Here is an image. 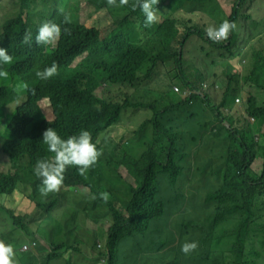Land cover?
Wrapping results in <instances>:
<instances>
[{"label": "trees", "instance_id": "16d2710c", "mask_svg": "<svg viewBox=\"0 0 264 264\" xmlns=\"http://www.w3.org/2000/svg\"><path fill=\"white\" fill-rule=\"evenodd\" d=\"M189 1L216 7V13L220 11L224 16L213 19L216 13H209L211 18L205 17L203 11L189 13L184 9ZM257 2L160 0L156 5L157 15H183L208 27L224 20L238 25L225 41L216 43L208 39L203 47L206 67L198 74L181 69L178 54L157 39L139 35L146 19L139 9L121 12L125 7H109L107 0H81L80 12L69 14L58 10L51 0H0V48L7 49L12 56L23 52L26 45L21 40L25 31L38 32L45 21L55 22L62 29L70 27L69 37L77 46L87 49L103 36L111 35L104 51L91 61L90 71L66 78L57 89L36 88L34 71L14 59L11 64L0 65L9 73L8 78L0 77V240L13 245L18 264H33L32 247L48 237L54 211L62 226L75 227L65 193L74 194L75 189L84 188H94L98 202L111 206L103 214L106 222L124 227L136 244L148 249L150 264H264V143L257 139L264 137V23L257 14ZM106 7L112 17L100 26L90 24V17ZM65 16L70 18V25L63 23ZM250 19L256 25L249 26ZM238 62L240 69L236 70ZM168 66L175 67L185 87L191 90H200L203 82L208 83L210 91L203 92L204 97L193 93L211 107L220 121L217 136L225 135L226 152L222 156L224 166L206 169L209 175L219 172L222 178L219 185L204 195L205 203L209 208L214 204V208L201 217L193 216L198 217L195 219L183 218L180 226L189 227L188 236L178 239L170 256L158 262L152 253L165 247L168 239L150 238L144 243L141 238H147L145 228L154 230L160 226L159 221L166 214V199L174 194L175 185L184 173L181 162L184 164L188 155L187 144L176 139L174 126L185 119L200 120L196 113L185 115L183 105L194 100L190 96H178L165 107L148 102L153 91L162 96L171 95L174 83L167 72ZM229 71L227 84L219 93L215 83ZM103 84L108 97L129 117L143 112L146 113L143 116L161 126L159 137L148 143L156 154L154 162L110 167L101 178H85L72 166L65 173V191L42 196L41 183L31 178L26 157L34 142L46 145L42 134L52 125L45 119L32 120L41 115L56 116L55 93L72 87L85 97L83 113L86 114L95 85ZM243 92L255 98L257 113L253 123L242 116L243 106L235 100ZM202 109L208 112L206 105ZM81 129L90 131L93 143L98 141V149L104 150L105 143L97 126L81 121L74 135ZM258 161L263 162L262 170L252 172V165ZM102 162L103 155L97 163ZM229 162L235 169L231 167L229 173L222 175L221 169ZM160 173L165 178L161 179ZM115 183L125 185L127 192L109 187ZM102 193L108 194L106 202L101 198ZM20 194L26 199L22 206L17 204ZM124 198H128L125 204ZM186 241H198V249L183 254L181 246Z\"/></svg>", "mask_w": 264, "mask_h": 264}, {"label": "clouds", "instance_id": "9594fccd", "mask_svg": "<svg viewBox=\"0 0 264 264\" xmlns=\"http://www.w3.org/2000/svg\"><path fill=\"white\" fill-rule=\"evenodd\" d=\"M159 3L160 0H107L109 7L130 5L133 11L139 9L146 18L144 29L139 35L157 39L176 52L181 69L188 72H204L206 62L203 47L208 39L220 43L238 29L236 22L229 20H224L218 27H208L192 22L183 15H157L159 11L156 5ZM257 14L264 23V0H258ZM63 23L70 25V18L65 16ZM71 34L70 27L62 29L55 22L45 21L38 32L25 31L21 43L26 46L21 54L12 56L7 49L0 48V65L11 64L14 59L34 71L36 88L57 89L66 78L89 72L91 61L104 51L111 36H103L96 45L87 49L77 46L69 37ZM237 66L240 68L239 62ZM229 74L230 71L224 76ZM8 76L9 73L0 68V77ZM224 76L218 81L222 80L223 83ZM171 80L174 83L172 88L178 95L190 96L202 102L208 107L209 113L208 121L200 118L198 121L185 119L177 122L174 126L176 139L188 144L204 130H216L218 120L211 107L194 95L195 90L185 87L183 77L177 71L171 74ZM200 90L210 91L209 85L207 89H203L202 85ZM239 96L242 101L236 103L243 104L242 94ZM85 101L80 90L74 87L60 89L55 93L57 115H41L32 120L45 119L52 125L42 134V141L46 145L39 146L34 142L26 157L31 178L41 183L39 191L42 196L59 193L60 190L64 192L67 185L65 173L72 166L85 178H101L110 167L144 166L155 160L156 154L148 143L159 137L161 126L154 123L152 118L143 116L136 121L129 117L118 103L112 102L108 97L104 84L95 85V94L89 101L86 114L83 113ZM81 121L98 127L105 143L103 151L98 149V141L93 143L90 131L81 129L79 134L74 135ZM212 121L213 126L209 128ZM262 138L257 139L261 141ZM102 155L103 162L98 164ZM101 198L106 202L108 194L102 193ZM97 199L94 188L75 189L73 200L68 202L75 227L70 229L62 226L54 211L48 237L32 247V263L150 264V251L136 244L124 227L108 224L103 214L111 206L101 204ZM198 247V241H186L181 246V252L188 255ZM15 257L13 245L0 240V264H18Z\"/></svg>", "mask_w": 264, "mask_h": 264}, {"label": "rangeland", "instance_id": "374dc122", "mask_svg": "<svg viewBox=\"0 0 264 264\" xmlns=\"http://www.w3.org/2000/svg\"><path fill=\"white\" fill-rule=\"evenodd\" d=\"M79 1L81 0H51L52 4L58 10L69 14H77L80 12V9L78 7ZM122 7H125V9H122L121 12H129L132 10L130 5L114 8L118 9ZM184 9L189 13L203 11V15L207 18H211L210 14L214 15L216 13V7H210L208 4H205L203 6L202 4L190 1L184 4ZM223 16V13H220V11H218L213 19L217 17L222 19ZM111 17L112 12L108 7H106L100 10L98 13L93 14L90 17L89 22L92 25L100 26L103 25ZM219 25L220 22L214 24V27H218ZM248 25L254 26L256 25V21L250 19L248 20ZM235 69H240L237 66V63H235ZM174 71L175 67H167L168 73L172 74ZM229 75L224 76V82L220 85V87L216 88L217 90H219V93L223 89V87L226 86ZM211 93L214 94L215 91H211ZM170 94L171 95L169 97L162 96L159 95L156 91H153L148 102L154 103L159 107H165L169 100H176L178 96H180L176 93L173 88L170 90ZM183 98H185V96ZM242 98L244 101L242 106L249 107V101H251V107L255 111V113H257V105L255 102V98L253 96L248 95L246 92H243ZM203 106L204 104L202 102L193 100L185 102V104L183 105V110L186 116L190 115L191 113H196L198 117L205 121H208L209 113L202 109ZM191 110H193V112ZM144 114L146 113H133L131 115L134 120L138 121ZM261 142L264 143V139H262ZM194 143L195 141H192L187 144L188 155L184 160V164L183 162H181L184 167V173L175 185L177 189L175 190L174 194L172 196L169 195L166 199V214L160 219V226L156 227L154 230H151L150 228H145L147 238H141L144 243H147L150 238L155 241H159L163 238L168 239V243L165 247H163L158 253H152V256H156L158 258V262H160L162 257L167 258L170 256L171 252L177 246L178 239H182L188 236L189 227L180 226L183 218L186 220L195 219L198 217L193 216H200L202 214L204 215L208 210H212L214 208V204L209 208V206L205 203L204 195L208 190H211L217 185H219L221 183L222 178L219 172L211 173L209 175L206 172V169H209L211 167L219 168L221 166H224L225 163L222 160V156L223 152L225 154L226 149L224 145L220 144L218 149V153L220 156L217 158H211L209 156V153L205 149L200 151L194 149ZM231 167L235 169V166L229 162L227 167L221 169L222 175L225 173H229V169ZM262 168L263 162L258 161L252 165L251 171L260 172ZM159 176L161 179L165 178L164 173H160ZM109 187L116 191L123 190L124 193L127 192V188L125 187V185L120 183L109 185ZM65 198L66 201H71L74 198V194L65 193ZM127 200L128 198H124L123 203L125 204ZM23 203H26V199L23 194H20L18 196L17 204L19 206H22Z\"/></svg>", "mask_w": 264, "mask_h": 264}, {"label": "crops", "instance_id": "0c3cea01", "mask_svg": "<svg viewBox=\"0 0 264 264\" xmlns=\"http://www.w3.org/2000/svg\"><path fill=\"white\" fill-rule=\"evenodd\" d=\"M213 111V110H212ZM214 114V111H213ZM216 130H205L203 131L195 140L193 148L197 151L205 149L211 158L218 157V149L220 144H224L225 135L217 136L218 131L220 130V121L216 125ZM264 139V137L262 138Z\"/></svg>", "mask_w": 264, "mask_h": 264}, {"label": "built area", "instance_id": "2783aa9c", "mask_svg": "<svg viewBox=\"0 0 264 264\" xmlns=\"http://www.w3.org/2000/svg\"><path fill=\"white\" fill-rule=\"evenodd\" d=\"M222 84V80H220V81H217L216 83H215V87H220V85ZM208 88V84L207 83H203V89H207ZM242 100H241V97L240 96H238V97H236V102H241ZM249 107H245V108H243L242 109V115L248 120V121H250L251 123H253L254 122V120H255V112H254V110L252 109V107H251V101H249ZM213 123H214V121H212V123L210 124V126H209V128H212V126H213Z\"/></svg>", "mask_w": 264, "mask_h": 264}, {"label": "water", "instance_id": "95a60500", "mask_svg": "<svg viewBox=\"0 0 264 264\" xmlns=\"http://www.w3.org/2000/svg\"><path fill=\"white\" fill-rule=\"evenodd\" d=\"M198 95L204 97V93L201 90H196L195 91Z\"/></svg>", "mask_w": 264, "mask_h": 264}]
</instances>
